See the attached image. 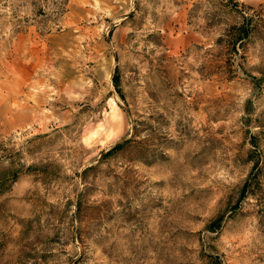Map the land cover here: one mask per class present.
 Masks as SVG:
<instances>
[{"label":"rangeland","instance_id":"obj_1","mask_svg":"<svg viewBox=\"0 0 264 264\" xmlns=\"http://www.w3.org/2000/svg\"><path fill=\"white\" fill-rule=\"evenodd\" d=\"M0 264H264V0H0Z\"/></svg>","mask_w":264,"mask_h":264},{"label":"trees","instance_id":"obj_2","mask_svg":"<svg viewBox=\"0 0 264 264\" xmlns=\"http://www.w3.org/2000/svg\"><path fill=\"white\" fill-rule=\"evenodd\" d=\"M230 32H232V34H230V37L227 40V47L232 50L233 52L237 53V46L242 42L243 39L247 38L251 32V29L249 26H246L244 24H239V25H233L230 27ZM221 41H223V38L219 37L217 39V43H221ZM256 136L255 135H251L250 136V143L253 146H257V142L255 141ZM123 145V142H119L116 143L114 146H112L106 153L109 154L112 151H115L117 149H120ZM253 160V164H252V172L251 174L248 176V178L244 181L241 190H240V194L241 195H245V193L248 191V188L250 186L251 183V179L253 177H257V169L259 167V160L256 158H251Z\"/></svg>","mask_w":264,"mask_h":264}]
</instances>
